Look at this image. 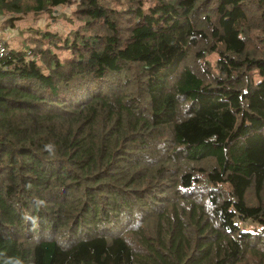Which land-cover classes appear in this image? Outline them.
<instances>
[{"label": "trees", "instance_id": "trees-1", "mask_svg": "<svg viewBox=\"0 0 264 264\" xmlns=\"http://www.w3.org/2000/svg\"><path fill=\"white\" fill-rule=\"evenodd\" d=\"M1 16L0 264H264V0Z\"/></svg>", "mask_w": 264, "mask_h": 264}, {"label": "rangeland", "instance_id": "rangeland-1", "mask_svg": "<svg viewBox=\"0 0 264 264\" xmlns=\"http://www.w3.org/2000/svg\"><path fill=\"white\" fill-rule=\"evenodd\" d=\"M77 9V5H72V6H68V7H59L57 8V12L55 13V16H57V21L55 22V24H53L52 26H50V28H54L56 27V29H60L62 33L66 34L68 32H70L72 29L76 28L78 26V22H76L75 18H74V12ZM27 19H25L24 21H22L21 23H19V27L23 28L25 26H29V27H33L36 26L34 25L35 22L37 21V17L31 15V16H27ZM43 19L38 21V25L40 26H46V25H50L51 23V19L48 18V16H44L42 17ZM4 20V16L0 17V39H3L5 41L6 44L12 43L11 46L17 48L19 47V41H21L22 38V34L18 35L19 32H17L18 30L13 29L10 26H2V22ZM29 27L25 28L23 31H26ZM41 28V27H39ZM255 43L256 45L259 46V44L261 42V40L256 37L255 38ZM4 41H2L4 43ZM64 57V56H63ZM212 62H215L217 60V55H212L209 58ZM246 224V228H249V231H261L262 228L258 225H255L254 223H251V227L249 226L248 223Z\"/></svg>", "mask_w": 264, "mask_h": 264}, {"label": "built area", "instance_id": "built-area-1", "mask_svg": "<svg viewBox=\"0 0 264 264\" xmlns=\"http://www.w3.org/2000/svg\"><path fill=\"white\" fill-rule=\"evenodd\" d=\"M2 41H4V40L0 39V56H3L6 54V48H5L6 43H5V41L3 43Z\"/></svg>", "mask_w": 264, "mask_h": 264}]
</instances>
